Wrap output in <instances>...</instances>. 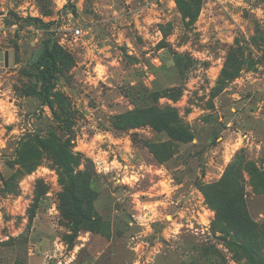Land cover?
I'll use <instances>...</instances> for the list:
<instances>
[{
    "label": "rangeland",
    "instance_id": "obj_1",
    "mask_svg": "<svg viewBox=\"0 0 264 264\" xmlns=\"http://www.w3.org/2000/svg\"><path fill=\"white\" fill-rule=\"evenodd\" d=\"M0 264H264V0H0Z\"/></svg>",
    "mask_w": 264,
    "mask_h": 264
},
{
    "label": "trees",
    "instance_id": "obj_2",
    "mask_svg": "<svg viewBox=\"0 0 264 264\" xmlns=\"http://www.w3.org/2000/svg\"><path fill=\"white\" fill-rule=\"evenodd\" d=\"M30 20L32 22L38 23L39 25H43L45 27H47L49 25L48 23H42V21H40L36 17H31ZM59 54H60V50L58 49L56 42L48 40V41H45L41 45L38 53L35 56V59L33 61H31V67L32 68L41 67V70L39 72L33 74V76L36 79L40 80L39 89L37 90L34 88L31 93L40 97L42 102H44V103L49 102V91L54 85L55 78H56V72L58 70L57 56ZM148 112H149L148 113L149 119L147 121L148 122H155L157 120V116L155 115L154 111L149 110ZM124 117H125V120H127V116H124ZM137 123H139V122H137ZM127 124H129V123L128 122L122 123L121 121H115L113 123L114 127H116V128H124L127 126ZM129 125H135V123L129 124ZM167 131H168L169 136H171V137L178 138L180 136H183L181 133H178L173 128H169V129H167ZM69 181H70L69 182L70 183V190L69 189L68 190H69V194L71 196V202L68 206V209L64 210V216L68 220L69 228L74 233L79 227L78 218H79V216H82V215H81V212L76 205V196L74 194L77 195V190L75 189V187L73 185L74 184L73 183L74 182L73 177H70ZM228 183L230 186L233 184L232 181L227 177L222 178L219 182L216 183L215 186L218 188L219 194H222L226 191ZM231 190H232L231 192H233V194L236 197L234 199V201L238 200L239 194L236 191V189L234 188ZM226 201H229V200H226ZM229 203L230 202H227L226 204H229Z\"/></svg>",
    "mask_w": 264,
    "mask_h": 264
},
{
    "label": "water",
    "instance_id": "obj_3",
    "mask_svg": "<svg viewBox=\"0 0 264 264\" xmlns=\"http://www.w3.org/2000/svg\"><path fill=\"white\" fill-rule=\"evenodd\" d=\"M6 61H7V55H6V53H5V55H4V64L6 65Z\"/></svg>",
    "mask_w": 264,
    "mask_h": 264
},
{
    "label": "built area",
    "instance_id": "obj_4",
    "mask_svg": "<svg viewBox=\"0 0 264 264\" xmlns=\"http://www.w3.org/2000/svg\"><path fill=\"white\" fill-rule=\"evenodd\" d=\"M75 32H76V34H78L79 33V29H76Z\"/></svg>",
    "mask_w": 264,
    "mask_h": 264
}]
</instances>
